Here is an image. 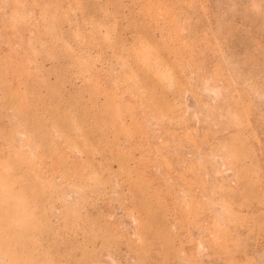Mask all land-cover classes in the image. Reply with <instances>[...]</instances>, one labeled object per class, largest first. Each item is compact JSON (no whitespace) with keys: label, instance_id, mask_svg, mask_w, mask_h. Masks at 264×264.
Returning <instances> with one entry per match:
<instances>
[{"label":"rangeland","instance_id":"rangeland-1","mask_svg":"<svg viewBox=\"0 0 264 264\" xmlns=\"http://www.w3.org/2000/svg\"><path fill=\"white\" fill-rule=\"evenodd\" d=\"M0 264H264V0H0Z\"/></svg>","mask_w":264,"mask_h":264}]
</instances>
